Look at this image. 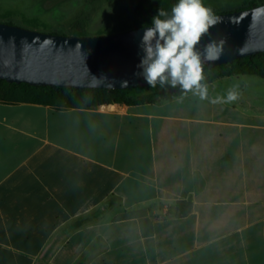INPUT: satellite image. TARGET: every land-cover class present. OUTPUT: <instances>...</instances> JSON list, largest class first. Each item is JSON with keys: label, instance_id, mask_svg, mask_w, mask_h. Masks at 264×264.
<instances>
[{"label": "crops", "instance_id": "obj_1", "mask_svg": "<svg viewBox=\"0 0 264 264\" xmlns=\"http://www.w3.org/2000/svg\"><path fill=\"white\" fill-rule=\"evenodd\" d=\"M160 104L0 102V264H264V82Z\"/></svg>", "mask_w": 264, "mask_h": 264}, {"label": "water", "instance_id": "obj_2", "mask_svg": "<svg viewBox=\"0 0 264 264\" xmlns=\"http://www.w3.org/2000/svg\"><path fill=\"white\" fill-rule=\"evenodd\" d=\"M215 16L218 23L200 47L209 40L223 41V54L215 62H205L204 70L264 53V4ZM145 28L75 37L0 23V80L77 90L148 86L137 67Z\"/></svg>", "mask_w": 264, "mask_h": 264}, {"label": "clouds", "instance_id": "obj_3", "mask_svg": "<svg viewBox=\"0 0 264 264\" xmlns=\"http://www.w3.org/2000/svg\"><path fill=\"white\" fill-rule=\"evenodd\" d=\"M217 23L218 17L203 0H178L170 13L159 8L141 38L143 55L137 65L138 75L149 88L179 89L212 104L236 101L239 93L235 86L226 96L210 98L205 82L204 63L220 59L223 41L209 40L202 50L200 45Z\"/></svg>", "mask_w": 264, "mask_h": 264}, {"label": "rangeland", "instance_id": "obj_4", "mask_svg": "<svg viewBox=\"0 0 264 264\" xmlns=\"http://www.w3.org/2000/svg\"><path fill=\"white\" fill-rule=\"evenodd\" d=\"M165 0H0V22L42 33L69 32L77 23L85 24L93 36L113 35L136 29L161 7ZM246 0H203L217 13L233 12ZM248 80L263 79L246 76ZM264 84V83H263ZM237 86L236 89H239Z\"/></svg>", "mask_w": 264, "mask_h": 264}, {"label": "trees", "instance_id": "obj_5", "mask_svg": "<svg viewBox=\"0 0 264 264\" xmlns=\"http://www.w3.org/2000/svg\"><path fill=\"white\" fill-rule=\"evenodd\" d=\"M178 0H165L161 9L170 13L171 7ZM264 4V0H246L245 6L236 10L250 9ZM158 12V11H157ZM157 12L153 15L155 16ZM213 11L215 15L225 14ZM143 24L136 27L142 28L151 26L152 17ZM1 23V22H0ZM5 24L13 25L11 22ZM55 35L87 37L90 36L85 24L77 23L69 32L60 29ZM206 83L210 84L217 79L231 76L249 75L256 76L264 80V53L236 59L231 63L216 66L212 69L204 70ZM189 94V93H188ZM179 89H161L144 86L132 89H72L49 86H31L26 83L16 84L0 80V102L7 104L30 103L49 106L56 110L69 109H97L103 105L120 104L135 106L141 104H160L184 96Z\"/></svg>", "mask_w": 264, "mask_h": 264}]
</instances>
